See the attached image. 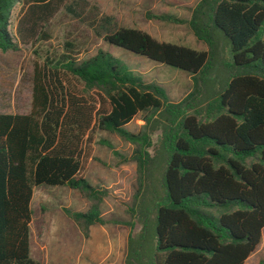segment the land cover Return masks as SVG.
I'll return each instance as SVG.
<instances>
[{"label": "trees", "instance_id": "trees-1", "mask_svg": "<svg viewBox=\"0 0 264 264\" xmlns=\"http://www.w3.org/2000/svg\"><path fill=\"white\" fill-rule=\"evenodd\" d=\"M19 3L0 0L2 52L17 50L9 27ZM189 13L186 24L206 51L132 28L103 36L187 72L192 88L178 103L102 50L36 66L29 113L0 114V264H43L30 256L36 186H64L90 201L84 213L64 210L84 236L103 224L106 193L79 176L95 130L134 146L123 161L136 165L128 211L138 229L127 238L123 264H244L256 250L264 228V0H199ZM147 17L183 22L167 13ZM139 114L143 125L131 133L125 127Z\"/></svg>", "mask_w": 264, "mask_h": 264}, {"label": "rangeland", "instance_id": "rangeland-1", "mask_svg": "<svg viewBox=\"0 0 264 264\" xmlns=\"http://www.w3.org/2000/svg\"><path fill=\"white\" fill-rule=\"evenodd\" d=\"M198 1L50 0L47 5L32 6L20 0L10 13L9 27L17 50L0 51V114L29 113L36 66L47 60L55 61L62 54L80 61L97 50L122 61L144 82L157 83L169 102L178 103L192 88L187 72L110 46L103 36L106 29L132 28L147 33L157 42L206 51V46L194 38L186 24L189 9ZM161 13L172 14L183 22L172 24L147 17ZM103 16L112 18L109 26L99 24ZM71 85L82 91L81 84ZM142 116L139 114L125 129L139 132ZM133 150L132 144L114 133L93 132L90 156L79 176L92 187L104 190L106 196L99 203L103 224L90 226L87 236L64 210L84 213L89 210L90 201L64 186L34 187L30 203L32 259L43 264H123L127 238L138 229L128 211L136 188V165L123 161ZM244 264H264V228L258 247Z\"/></svg>", "mask_w": 264, "mask_h": 264}, {"label": "crops", "instance_id": "crops-1", "mask_svg": "<svg viewBox=\"0 0 264 264\" xmlns=\"http://www.w3.org/2000/svg\"><path fill=\"white\" fill-rule=\"evenodd\" d=\"M41 246L43 245V243L40 244Z\"/></svg>", "mask_w": 264, "mask_h": 264}]
</instances>
